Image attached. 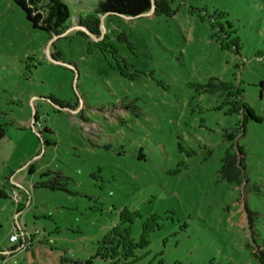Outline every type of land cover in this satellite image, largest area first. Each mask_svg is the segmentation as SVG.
Instances as JSON below:
<instances>
[{
    "label": "rangeland",
    "instance_id": "obj_1",
    "mask_svg": "<svg viewBox=\"0 0 264 264\" xmlns=\"http://www.w3.org/2000/svg\"><path fill=\"white\" fill-rule=\"evenodd\" d=\"M65 1L73 25L55 36L0 0V188L25 175L32 201L24 186L11 192L36 238L0 264H105L98 243L125 206L142 213L136 238L150 215L160 217L139 264H260L264 0H170L173 16L111 15L96 39L79 19L100 0ZM107 35L118 58L93 42ZM213 76L241 87L254 117L230 111L234 97L204 92ZM51 95L78 107L62 109ZM238 146L243 178L232 180L222 167ZM46 170L64 173L68 190L32 188ZM17 205L13 195L0 199V239Z\"/></svg>",
    "mask_w": 264,
    "mask_h": 264
},
{
    "label": "trees",
    "instance_id": "obj_2",
    "mask_svg": "<svg viewBox=\"0 0 264 264\" xmlns=\"http://www.w3.org/2000/svg\"><path fill=\"white\" fill-rule=\"evenodd\" d=\"M27 15V18L34 27L47 30L55 36L63 35L73 25L72 13L70 5L65 0H14ZM155 14H165L173 16L177 10L173 7L170 0H155ZM153 8L152 0H100L98 6L86 17H80L79 23L86 30H80L81 33L92 36L89 32L101 36L102 35V15H122L128 18L143 16L142 14L151 11ZM224 29V27H223ZM126 37L125 31L119 34V38ZM95 45L105 53L111 50L118 58L120 56L118 48L110 41L108 35L100 42L93 41ZM52 57L60 59V52L52 53ZM125 62V58H122ZM127 67V65H126ZM125 74V73H124ZM130 75V74H128ZM264 86V81L261 82ZM204 92H221L222 94L234 97L230 99L234 102V108L230 111L242 112L245 118L254 117L250 106L244 100V90L237 87L234 83L225 81L220 77L213 76L209 78L205 85H202ZM49 99L55 105L62 109L75 110L78 107L73 105L69 100L51 95ZM228 100V99H227ZM38 118V116H36ZM84 120L89 121L84 117ZM49 127H45L44 131H49ZM7 129L5 124L0 121V138L5 136ZM42 133V131H40ZM45 143H51L45 139ZM242 155V157H240ZM245 151L242 146H238L233 152H228L225 157L222 172L232 180H241L244 172ZM42 180L36 182L34 188H49L52 190L67 189L65 180L68 177L60 171L46 170L42 171ZM46 177V178H45ZM68 190V189H67ZM12 195V192H11ZM10 192L6 188H0V199L10 198ZM20 205L19 203H17ZM142 217V213L138 209L125 206L119 211L117 223L108 232L103 239V243H98L96 256L101 258L105 264H139L137 250L145 248L150 243V235L157 228H161L160 217L158 214L150 215L143 223L142 232L139 238L134 235V228L138 219ZM41 233L36 230V234ZM31 233L30 237H33ZM255 256L259 259L260 264H264V249L255 252Z\"/></svg>",
    "mask_w": 264,
    "mask_h": 264
},
{
    "label": "crops",
    "instance_id": "obj_3",
    "mask_svg": "<svg viewBox=\"0 0 264 264\" xmlns=\"http://www.w3.org/2000/svg\"><path fill=\"white\" fill-rule=\"evenodd\" d=\"M24 176L25 175L22 173L18 174L14 172L11 176L12 186L11 188L6 189V190L10 192V195H11V190L13 188L15 189L20 186L26 187V191L28 193L27 195L31 196L30 201H28V204H29L32 201L33 194H32V189L30 188V186L26 184ZM32 188H34L33 185H32ZM26 207H23L22 205L16 206V211L14 215V224H13V227L9 231V234H8L9 236L7 239H0V256H2L1 258L3 259V261L13 259L12 257L15 254L31 246L32 241L36 239L34 238V236L30 237L32 231L27 226L28 224H27V219L25 216ZM14 231H19L20 233H24L25 231H27L28 234H27L26 239L23 238L22 241H11L10 235ZM25 242H27L26 245H24Z\"/></svg>",
    "mask_w": 264,
    "mask_h": 264
},
{
    "label": "built area",
    "instance_id": "obj_4",
    "mask_svg": "<svg viewBox=\"0 0 264 264\" xmlns=\"http://www.w3.org/2000/svg\"><path fill=\"white\" fill-rule=\"evenodd\" d=\"M13 196H15L17 203L21 202V195L19 193H17L16 191H14V193H12ZM28 232L25 231L24 233H20L19 231H14L11 235H10V240L11 241H22L23 238L26 239ZM26 241V240H25ZM27 242L24 243V245H26Z\"/></svg>",
    "mask_w": 264,
    "mask_h": 264
},
{
    "label": "water",
    "instance_id": "obj_5",
    "mask_svg": "<svg viewBox=\"0 0 264 264\" xmlns=\"http://www.w3.org/2000/svg\"><path fill=\"white\" fill-rule=\"evenodd\" d=\"M152 2H153V8H152V10L151 11H155V7H156V4H155V0H152ZM151 11H148V12H145V13H143L142 15H147L149 12H151ZM126 16V15H125ZM107 17V14H104V15H102V23H104V21H105V18ZM126 17H128V16H126ZM88 32L92 35V37L93 38H98V36L96 35V34H94V33H92L91 31H89L88 30ZM102 35H103V33H102ZM52 59L54 60V61H56V62H58V63H64L65 64V62H63V61H61V60H58V59H55V58H53L52 57ZM36 109V108H35ZM74 110V109H73Z\"/></svg>",
    "mask_w": 264,
    "mask_h": 264
}]
</instances>
